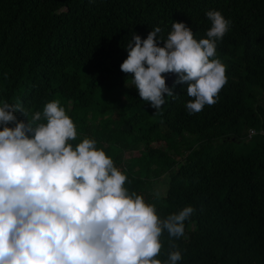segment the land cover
<instances>
[{"label":"trees","instance_id":"trees-1","mask_svg":"<svg viewBox=\"0 0 264 264\" xmlns=\"http://www.w3.org/2000/svg\"><path fill=\"white\" fill-rule=\"evenodd\" d=\"M207 10L232 22L214 57L227 76L217 103L189 114L175 74L155 113L120 69L125 46L174 21L206 38ZM52 100L76 126L72 146L94 139L161 219L194 207L182 237L162 234V264L177 249V264H264V0H0V107L31 119Z\"/></svg>","mask_w":264,"mask_h":264},{"label":"clouds","instance_id":"clouds-1","mask_svg":"<svg viewBox=\"0 0 264 264\" xmlns=\"http://www.w3.org/2000/svg\"><path fill=\"white\" fill-rule=\"evenodd\" d=\"M205 14L206 38L197 40L185 22L174 21L166 37L157 26L143 39L134 32L125 46L120 69L132 74L155 113L175 95L166 73L177 75L173 87L186 85L189 114L217 103L227 76L214 57L232 22L218 10ZM16 111L27 118L19 103L0 107V264H162L156 258L162 234L182 237L194 207L161 219L155 205L129 194L127 176L94 139L72 146L76 126L59 101L26 122ZM181 259L173 250L163 264Z\"/></svg>","mask_w":264,"mask_h":264},{"label":"water","instance_id":"water-1","mask_svg":"<svg viewBox=\"0 0 264 264\" xmlns=\"http://www.w3.org/2000/svg\"><path fill=\"white\" fill-rule=\"evenodd\" d=\"M165 76V79H166V84L169 85L172 83V81L174 80V77H175V74L174 73H166V74H163ZM121 127H129L128 125L125 126V124H122Z\"/></svg>","mask_w":264,"mask_h":264},{"label":"rangeland","instance_id":"rangeland-1","mask_svg":"<svg viewBox=\"0 0 264 264\" xmlns=\"http://www.w3.org/2000/svg\"><path fill=\"white\" fill-rule=\"evenodd\" d=\"M192 138H193V136H192ZM242 138H243V137H242ZM184 139H185V138H184ZM243 139L245 140L246 138L244 137ZM239 147H240V146H236V149H239ZM164 177H165V175L162 174L160 177L157 178V180H160V181H161V179L164 178ZM164 179H165V178H164ZM154 187H155V188H159V185H157L156 181L154 182Z\"/></svg>","mask_w":264,"mask_h":264},{"label":"built area","instance_id":"built-area-1","mask_svg":"<svg viewBox=\"0 0 264 264\" xmlns=\"http://www.w3.org/2000/svg\"><path fill=\"white\" fill-rule=\"evenodd\" d=\"M252 131H253V129L249 128L248 131H247L248 132L247 134L249 135Z\"/></svg>","mask_w":264,"mask_h":264}]
</instances>
